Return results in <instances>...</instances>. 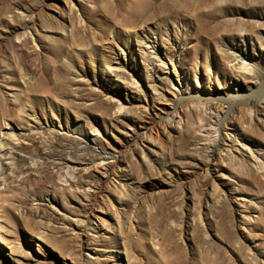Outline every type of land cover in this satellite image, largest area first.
I'll return each instance as SVG.
<instances>
[{
	"label": "rangeland",
	"instance_id": "obj_1",
	"mask_svg": "<svg viewBox=\"0 0 264 264\" xmlns=\"http://www.w3.org/2000/svg\"><path fill=\"white\" fill-rule=\"evenodd\" d=\"M57 1L63 19L46 15L57 14L48 0H0V124L29 149L14 168L0 156V264H264V0ZM233 45L254 79L233 65ZM235 80L253 96L236 95ZM127 97L142 108L122 110L141 123L134 138L116 108ZM159 118L162 144L142 136ZM216 118L212 137L228 142L208 162Z\"/></svg>",
	"mask_w": 264,
	"mask_h": 264
},
{
	"label": "bare ground",
	"instance_id": "obj_2",
	"mask_svg": "<svg viewBox=\"0 0 264 264\" xmlns=\"http://www.w3.org/2000/svg\"><path fill=\"white\" fill-rule=\"evenodd\" d=\"M48 1L51 4L50 6H52L57 11V14H55L54 12H50L49 11V12L46 13V15L51 17V18L63 19L64 18L63 17V13H64V9H65V1H64V3H59L57 0H48ZM140 38H141V40H143L145 42H148L150 44V46L152 48H154L155 39H152L151 35L144 34V35H141ZM239 38H240V41H242V43H243L244 36L241 34V35H239ZM263 45H264V42H263ZM117 47L119 49H122V48L124 49L125 47H127V45L123 44V43H120V44H118ZM227 49L232 50L234 52V54H237L236 56L232 55L231 56V60L234 61L233 65L240 69L239 71H241V76L243 78H247L249 80L254 79V76H252V75L250 76V74H249L251 72V70L246 67V64L244 62L245 58H244V56H242V54H243L242 50H240V49L237 50L235 45L230 46ZM154 50H155V48H154ZM165 57L168 59L171 67L174 68L172 56L171 55H166ZM104 64H105L104 69L106 71H109L110 68H111L110 66H112L110 64V62L109 63L108 62H104ZM114 66L118 67V68L125 67L124 59L123 58L122 59L118 58V60H116V64ZM245 71L248 72L249 75L242 74ZM150 79H149V81H151L152 84H153L152 88L156 92L155 94L157 96L161 95L162 98H163L162 100L168 99L167 98L168 96L166 94L164 95L162 93V91L158 90L157 84H156V79H152L151 77H150ZM132 83L137 88H139V85L137 84L136 81L132 82ZM173 85L174 84L170 83V86H173ZM231 88L236 92V95L240 94L242 96H246V95L247 96H253L252 92H250L251 89L253 88V85H251V84H245L244 82H240L238 80H235V81L232 82ZM245 92H248V93H245ZM189 98H191V99L194 98V99H198V100L200 99L199 98V94L195 93L193 96L190 95V94H187L186 97H180L177 101L181 102L182 100L189 99ZM205 98L214 101L218 105H221V103L224 100H229V97L223 98L220 95H218V93H210V95H207ZM262 99L264 101V94L262 96ZM132 104H133L132 100L130 98H128V97L125 98V99H117V101H116V108H117V110L121 111L120 115L118 116L119 120L122 121L123 124L128 125V127H130L131 130H132L131 133H129V137L128 138H134L137 135H141L140 131H139V129L141 127V125H140L141 123H139L140 121H137L136 118H135L136 120L132 119L128 115H126L125 113L122 112V110L123 111H125V110H130V111L134 110L135 113L141 115L142 114V108H138L136 106L133 107ZM21 106L22 107H20L19 110L20 111H24L23 110L24 106L23 105H21ZM144 109H145V107H144ZM180 111L178 110V107L177 108L174 107V109H173L174 114L178 115V120H180V117H181ZM253 116H255L257 118L258 115H256L254 113ZM170 117L172 118V116H170ZM166 118L169 119V117L167 115H166ZM250 119H252L251 116H250ZM206 123H207V130H206L207 134L206 135L208 136L207 139L209 140V138H212V140H209L208 145L206 146V148H207V150L209 152V153L206 154V157H207L206 159L209 162L212 159V156H214L215 152L220 150L221 145H220V143H218V141L221 140L222 143L226 144L228 142V140H227L226 136H222L221 135L222 137L220 138L219 137L220 133L217 134V136H213L212 137V135L214 133L220 132V129H221L220 128V122L218 121L217 118L214 119L212 122H210V119H209V121H207ZM142 126H143L144 129L147 128L145 125H142ZM168 126H169L168 120L166 121L165 118H159V119L156 120V125H153L152 127H149L148 129L144 130V132L142 133V136L145 133V136L147 138H149L150 140H152L154 143L162 144L166 140V138L163 135L164 131L166 130L165 132H169ZM199 127H202V125L201 126L199 125ZM153 129H155V131ZM128 138L122 139V145L112 144L113 150L117 151V152L124 150V146L128 145L127 144V142L129 141ZM27 149H28V146L23 144V142L21 143V133L18 130L16 125H13L11 123H4L3 125L0 124V156L1 157L3 156L4 159L7 160L8 163L13 168L15 166V153L16 152H20L21 153V152L27 151ZM159 149H161V148H159ZM251 156H253V155H251ZM110 158H112L113 162L115 163V165L112 168H117L118 166H120L119 165V160L116 158V156H110ZM207 163L203 164V166H201L199 168L200 171L201 170H205L206 172L208 171V164ZM1 168H2V165H1V162H0V170H2ZM107 171H108V167H107V165H104L103 169L101 170V173L102 174H106ZM1 172H0V178H1ZM66 173H68V171H66ZM70 177L73 178L72 174H71ZM172 178H173L172 179L173 181L174 180L177 181V180L180 179V178H178L177 176H174V175H173ZM215 180L216 179H211V180L207 179L206 182L203 185H204L205 188L209 186L210 187V192L212 193V195L218 197L219 196L218 193L220 192L221 189H220V186H219L217 180L216 181ZM66 181H68V180L64 179V182H66ZM206 190L207 189H205V191ZM205 198L206 197L197 199V201L199 203V208H201V206L204 205V203L206 202ZM197 215H198L199 221H202L200 209L198 210ZM110 258H112V260L110 261V264H124L121 261L122 257H120V255H113Z\"/></svg>",
	"mask_w": 264,
	"mask_h": 264
}]
</instances>
